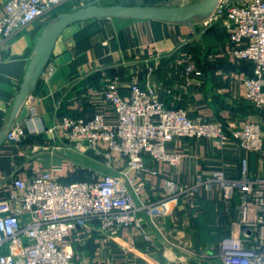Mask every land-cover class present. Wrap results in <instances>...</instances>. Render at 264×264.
Segmentation results:
<instances>
[{"label": "crops", "instance_id": "1", "mask_svg": "<svg viewBox=\"0 0 264 264\" xmlns=\"http://www.w3.org/2000/svg\"><path fill=\"white\" fill-rule=\"evenodd\" d=\"M196 1H64L0 47V130L8 124L38 37L59 13L91 4L172 7ZM4 5L5 0H0V17ZM248 43L243 39L232 44L221 23L204 27L195 18L187 22L128 17L78 21L68 25L58 38L30 94V113L36 112L46 128L53 127L64 115L89 118L96 113L115 124L118 116L106 103L104 90L110 81L117 80L123 87L122 94L129 96L126 86L136 79L160 86V98L166 106L183 108L191 118L206 117L233 129L260 121L264 135V110L255 109L245 99L243 79L252 72V63L233 54V49ZM188 60L201 74H192L186 81L182 71ZM51 136L48 131H28L19 143L4 142L0 148V200L9 197L14 178L30 183L47 169L57 168L59 180L73 182L88 179L94 172L117 173L127 167L125 162L111 161L108 165L104 157L91 150L80 154L67 149L65 141ZM166 146L182 155V162L174 166L146 157L147 167L157 171L156 175L146 174L147 190L154 197L168 177L190 184L198 173L221 167L238 176L244 157H248L253 173H264V147L247 152L233 140L225 151H220L207 137L185 136L176 137ZM142 178L139 175L136 181ZM236 205L237 200H223L221 187L215 183L211 189L202 190L195 208L169 205L159 218L160 230L145 219L143 227L154 245L144 241L137 228L123 230L118 242L97 233L88 235V228H79L72 235L73 241L80 257L89 264H221L213 247L231 232ZM192 250L207 255H193Z\"/></svg>", "mask_w": 264, "mask_h": 264}, {"label": "built area", "instance_id": "2", "mask_svg": "<svg viewBox=\"0 0 264 264\" xmlns=\"http://www.w3.org/2000/svg\"><path fill=\"white\" fill-rule=\"evenodd\" d=\"M64 1L5 0L0 47ZM217 23L225 27L232 44L248 39V45L233 49V54L252 63V74L243 79L245 99L255 109L264 110V0H219L202 25ZM182 73L186 81L192 74H201L189 60ZM126 87L129 96L122 94L117 80L104 90L106 103L118 116L115 124L96 113L89 118L64 115L46 128L36 112L30 113L29 95L25 101L28 115L12 124L7 141L19 143L28 131H48L51 138L65 141L67 149L80 154L91 150L108 165L125 162L127 167L117 173L94 172L88 179L73 182L59 180L57 168L45 170L30 183L14 178L9 197L0 200V264H89L78 254L72 236L84 227L88 235L97 233L117 242L123 230L137 228L144 241L154 245L143 227L145 219L160 230L159 218L169 205L195 208L202 190L215 183L220 185L224 201L237 200V215L231 232L213 247L214 255L221 264H264V173H253L248 157L242 158L238 176L221 167L198 173L190 184L168 177L157 197L147 190L146 176L157 174L147 167L146 157L181 164L182 155L166 146L180 136L207 137L220 151L233 140L247 152L260 151L264 147L262 123L250 121L240 129L225 127L206 117L191 118L183 108L166 106L160 98L162 88L155 83L134 79ZM139 175L143 178L136 181ZM191 253L207 255L205 251Z\"/></svg>", "mask_w": 264, "mask_h": 264}, {"label": "water", "instance_id": "3", "mask_svg": "<svg viewBox=\"0 0 264 264\" xmlns=\"http://www.w3.org/2000/svg\"><path fill=\"white\" fill-rule=\"evenodd\" d=\"M219 0H199L182 6H127L91 4L72 12H61L52 20L38 37L35 53L30 61L17 94L13 110L4 129L0 130V148L7 139V132L17 120L21 122L28 115L25 101L35 89L45 67L47 66L54 46L64 29L75 22L98 17H128L134 19H153L168 22H187L196 19L202 23L215 9Z\"/></svg>", "mask_w": 264, "mask_h": 264}, {"label": "trees", "instance_id": "4", "mask_svg": "<svg viewBox=\"0 0 264 264\" xmlns=\"http://www.w3.org/2000/svg\"><path fill=\"white\" fill-rule=\"evenodd\" d=\"M253 72V71H252ZM252 72L249 74V75H251L252 74Z\"/></svg>", "mask_w": 264, "mask_h": 264}]
</instances>
